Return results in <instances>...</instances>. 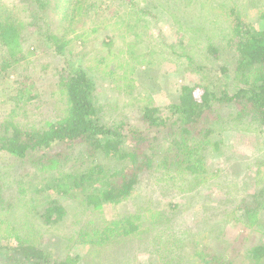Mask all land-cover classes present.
<instances>
[{
  "label": "trees",
  "instance_id": "16d2710c",
  "mask_svg": "<svg viewBox=\"0 0 264 264\" xmlns=\"http://www.w3.org/2000/svg\"><path fill=\"white\" fill-rule=\"evenodd\" d=\"M15 1L14 8L0 3V48L13 57L20 51L22 43L34 35L52 48L54 56L63 62L61 68L53 69L62 108L56 120L37 127L22 126L13 118H0V153L18 164L14 175L17 178L11 179L13 172L0 171V213L12 211L14 214L13 209L18 204L28 208L22 219L16 215L6 220L0 218V224L6 226L0 229V256H6L5 264H96L85 262L80 252L55 256L51 248L42 243L32 220H37L47 232L66 219L67 211L61 200H71L74 211L80 208L93 214L104 206L129 201L144 175L163 186H174L189 196H199L208 182L207 160L222 151L220 132L231 126L241 130L264 127V30L247 28L239 18L235 0H172L177 18L166 7L169 0H151L155 8L171 16L176 24L189 21L190 25L183 28L190 35L188 42H196L198 50L202 49L204 57L209 58L202 63L204 69L195 66L192 70L210 71L213 62L225 56L230 64H223L219 72L230 78V85L233 82L234 88L217 94L203 79L182 85L175 102L169 104L165 112L151 101L140 105L135 102L139 125L132 128H125L126 124L122 122L104 121L95 100V82L89 75L92 68L81 65L73 68L67 64L65 51L75 33L70 18L84 17L96 21L105 8L113 7L118 8L115 10L117 15L146 24V17L154 16L142 8L146 0ZM56 10L61 14L59 18ZM225 19L230 20L225 22ZM136 25L125 24L128 29ZM133 38L135 42L125 44L128 51L135 45L146 50L138 32H133ZM104 40L103 45L108 48L113 43L111 36H105ZM174 44L186 46L181 40ZM169 48L186 64L194 66V61H198L192 51L183 54L184 51L176 52L180 48L175 45ZM18 60L20 58L14 62ZM6 62L1 55L0 72L10 66L5 65ZM206 63L210 64L208 68ZM18 90L19 99L24 95V86ZM34 99L36 95H28L25 101ZM76 144L86 148L89 160L78 166L75 172H70L72 166L69 165L68 170L60 171L58 167L64 168L70 159L69 149ZM257 171L252 193L237 194L215 204L194 200L203 213V220L198 224L205 229L211 226L213 230L209 228L205 235L214 234L217 228L222 229L228 221L226 216L231 214L233 221L242 219L252 235L259 237L242 251L243 258L223 253L215 240L207 241L209 237L200 241V237L205 236L203 232L198 236L199 241L192 242L185 252L183 248L180 254L170 250L167 254L169 260L164 259L162 264H237L239 261L264 264V230L261 229L264 226L260 223L264 212V181ZM36 173L45 176L52 173L54 177L40 184L36 180L39 178L40 181L41 177ZM28 187L33 188L34 194L27 199L22 193ZM170 207L172 212L179 209L174 204ZM212 212L214 216L218 214L217 227L211 225ZM167 213V217L174 216ZM142 217L137 212L124 213L103 223L99 229L81 228L78 233L80 245L86 251L106 246L116 239L133 238L135 241L139 233L148 232ZM160 217L152 219L153 225H157Z\"/></svg>",
  "mask_w": 264,
  "mask_h": 264
},
{
  "label": "rangeland",
  "instance_id": "374dc122",
  "mask_svg": "<svg viewBox=\"0 0 264 264\" xmlns=\"http://www.w3.org/2000/svg\"><path fill=\"white\" fill-rule=\"evenodd\" d=\"M235 1L239 18L246 23L247 28L251 31L264 30V0ZM0 3L14 8L16 1L0 0ZM154 6L156 5L151 0H146L142 5V8L154 15L146 17L148 21L146 24L138 23L136 20L129 21V17L125 15H117L115 10L118 8L113 7L105 8V12L96 21L84 17L70 18L72 19L71 27L75 26V33L72 34L74 39L65 51V59L73 68L80 65L92 68V71L88 73L95 82V100L100 108V115L106 123L122 122L126 124L125 128L138 126L137 104L151 101L165 112L166 107L175 102L182 85L193 84L201 79L205 80V83H210L217 94L222 90L232 91L234 88L233 82L230 85V78L219 72V67L223 64H230V60H226L225 56L218 58L210 67V64L206 63L207 68H211L210 71L192 70L195 66L204 69L202 63L209 58L204 57L202 49L198 50L196 42H188L190 35L184 32L183 28L190 25L189 21L185 20L183 25L176 24L171 16ZM174 6L175 3L172 0L167 2L166 7L170 8L169 12L173 11L177 18L178 14ZM212 12L217 11L212 10ZM55 14L58 18L61 15L59 11ZM207 18L212 19V17ZM230 19H225V22ZM127 23L133 26L137 23V25L128 29L125 26ZM213 26H216V23ZM133 32H138L140 41L146 44V50L135 45L128 51L125 44L135 42ZM78 35H81L80 39H75ZM196 35L200 37V33L197 32ZM34 36H31L29 40L26 39L20 51L13 57L7 55L5 49L0 48V65L1 55L7 60L5 65L10 64L7 69L0 72V118H13L22 126L37 127L49 124L60 115L62 102L56 88L53 69L61 68L63 62L54 56L52 48L48 47L41 38ZM105 36L113 38L109 48L103 45L106 41ZM178 40L183 41L186 46L174 44ZM170 45L179 47L180 49L176 50L178 53L184 51L183 54H185L187 51H192L198 61H194V66L186 64L183 59L172 54ZM19 58L20 60L14 62V59ZM21 85L25 89L24 95L18 99V89L22 87ZM33 94L36 95V99L30 102L25 101L28 95ZM135 102L137 104L134 105ZM220 133L222 151L214 153L212 159L207 160L208 182L199 196H189L174 186H163L153 181L148 175H144L140 178V184L129 201L116 206H104L94 214L81 211L80 208L74 211L71 200H61V204L67 211L66 219L62 224L46 232L37 220H32L36 231L41 236L42 243L50 247L55 256L62 257L67 253L80 252L85 262L96 264H162L164 259H168L167 254L170 250L180 254L183 248L185 252L191 246L190 244L199 238V235L203 232L205 235L209 228L212 230L211 226L205 229L201 223L198 224L199 220H203V213L194 200L204 204H215L237 194L252 193L256 169H258L256 174L264 181V127L241 130L237 126H231ZM69 155L70 159L63 165L64 168L58 167L60 171L69 165L72 166L70 172H75L78 166L84 165L89 160L88 151L81 144L73 145L69 149ZM73 163L75 166L72 165ZM17 165L8 156L0 153L1 173L13 172L11 179H14ZM36 174L41 177L40 181L39 178L36 180L40 184L54 177L52 173L47 176L44 173ZM211 180H213L212 183ZM26 191L22 194L27 199L34 194L33 188L28 187ZM173 204L179 207L177 211H169ZM228 209L232 211L229 206ZM13 211L14 214H11L12 211L0 213L2 216L0 218L6 220L16 215L22 219L23 215L27 214L28 208L18 204ZM136 212L142 214V222L144 227L148 228V232L139 233L135 241L132 240L133 238L131 240L116 239L106 246H97L86 251L80 245L78 233L81 228L93 231L99 229L103 223L116 219L124 213ZM164 212L166 213L162 216ZM167 212H171L170 214L174 216L167 217L169 214ZM213 214V212L210 213V218L213 219L211 225L217 227L219 217L218 214L215 216ZM158 216L161 217L155 226L152 219ZM231 216V214L226 216L228 221L222 229L217 228L214 234L200 237L202 239L200 241L207 240L209 237L207 241L215 240L217 247L223 253L243 258L242 251L259 237L252 235V231L244 225L242 219L235 222ZM260 223L264 226V212L261 214ZM5 227L4 224H0L1 230ZM261 229L264 230V227ZM0 235H2L1 231ZM5 262L6 256H0V264ZM237 264H246V262L239 261Z\"/></svg>",
  "mask_w": 264,
  "mask_h": 264
}]
</instances>
